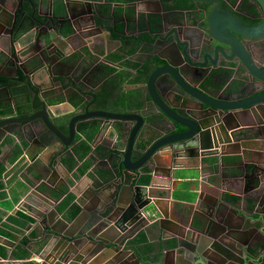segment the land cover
Returning <instances> with one entry per match:
<instances>
[{"label": "water", "instance_id": "obj_1", "mask_svg": "<svg viewBox=\"0 0 264 264\" xmlns=\"http://www.w3.org/2000/svg\"><path fill=\"white\" fill-rule=\"evenodd\" d=\"M23 1L29 0H14L10 8L14 10L23 8ZM204 1L214 5L206 18L207 31L204 33L207 37L202 32L201 43L194 53L192 52L194 49L187 52L182 48L184 45L179 42V30L167 29L168 27L165 26L167 17L172 15L159 1L140 0L135 4L140 11L158 15L161 29H167L163 31L164 37L157 35L147 42L154 49L152 55L160 66L155 65V69L140 90L146 94L141 96L146 116L158 115L162 126L164 128L168 126L166 136L159 137L160 139L158 138L147 150H138L143 152V156L135 164L130 162V154L132 150H137L136 136L138 133H140L138 137L141 136L140 131L145 130L148 119L141 114L120 115L88 111V108H85L84 113H74L70 117L67 134L62 133L57 127V118L55 121L52 120L50 107H54V104L50 103L51 98L60 96L66 101L71 94L78 93L76 83L90 86L91 82L84 78L80 82L73 79L65 86L62 83V78L65 76L63 72L54 71L56 65H60L59 59L64 54L50 41L43 46L39 45L37 38L39 34L36 37L33 31L23 33L20 28L10 35L9 39L6 36L9 34L7 30L9 26L0 19V41L8 38L9 42L6 51L0 53V61L4 66V69L0 70V112L1 105L12 104L15 107L21 98L26 101L21 105L27 110L31 108V111H34L33 113L26 111L25 117L0 115V138L8 134L10 125H21L23 132L28 129L36 140L39 137L46 140V137L50 136L48 134L54 135L59 146L67 150L72 149L75 134L79 132L77 127L80 124L93 121L92 119L97 117L107 120L100 122L92 143L93 147L102 143L106 150L109 149V158H100L96 164L99 168L109 171L112 177L96 178L101 182L90 184V188L93 189L92 204L90 208L83 207L80 215L75 218L76 220L81 215L90 213L91 229L81 230L78 235H72L65 230V226L61 225L57 228L52 222L49 223L44 251L39 254L40 264L49 263V259L43 255L54 246L62 249L57 259L64 264L67 260L77 264H152L150 260H145L137 254L131 245H126L125 241L133 238L139 231L151 234L153 226L160 235L167 232L172 234L174 239L165 243L166 249L161 252L159 261L155 264H171V259L173 264L174 262L176 264H254L259 261L260 254L264 251V227L261 221L262 216L264 220V209L262 212L255 210V214L262 215L261 220L259 218L255 220L250 216L251 212L246 211L243 202L240 206H236L235 203L230 204L227 198H222L217 189H226L222 186L224 184L233 186V183L224 180L225 175L222 174L224 178L222 179L220 175L212 172L215 178L211 185L215 189H212L211 195H214L215 199L209 197L203 199L204 187L201 188L195 204L191 203L187 206L189 211H183L189 216V221H180L179 225L172 221L174 218L168 211L166 202H170L169 195L158 196L156 194L158 190L153 189V186L136 185L132 188L127 182L120 184L118 180H114L115 174L121 168L123 171H130L132 167L128 164L135 169L143 161L156 155L171 159L168 165L165 164V169L162 168L167 170L169 167L166 178L170 181V174L173 175L176 169L201 170L206 159L225 155L227 148L240 151L252 145V141L245 139L239 141L236 137L248 127V124L243 125L241 121V118L248 114V110L254 106L258 108L264 106V65L262 66V63L255 58L260 56L262 47L264 48L257 44L258 41L264 42V0H253L262 17V21L255 25L245 24L232 12L220 9L219 0ZM71 2H67L66 10L73 4ZM4 5L5 0L4 2L0 0V15L8 14L11 24V20L16 16L11 15ZM79 5L83 9L80 13L84 15L83 19L72 16L69 12L65 16L66 21L71 25L72 33L78 31L82 34L84 30L89 32L86 27L92 26L108 40H111L110 36L113 39L110 32L95 27V15L99 13L92 8L91 3L87 1ZM12 29L13 26H10V33ZM31 33L33 34L30 35ZM202 44L208 48L203 55H201ZM19 45L22 48L16 51V46ZM222 64L231 72L221 90L216 91L225 77L220 74L217 79L211 76V72L216 71L212 69L213 67ZM187 77H191V81ZM196 79L203 80L204 87L195 85L193 81ZM173 85H177L181 93L171 97L168 90ZM246 92L250 95L242 98L241 95ZM29 93L32 95L30 100H28ZM37 99H40L38 103H36ZM174 103L181 104L176 108ZM174 108L179 111H175ZM261 115L264 118L262 113ZM109 120L114 121L116 125L119 124L120 129H114L113 126L110 128ZM132 122H135L134 127L131 129L126 127L124 131L123 126L126 124L123 123H128L129 126ZM156 130L159 136L163 132L160 128ZM122 131L127 134L128 139H125L126 149L121 157L120 169L116 170L118 166L112 165L110 158L117 157L116 145L122 140L119 138ZM154 135L156 138L155 133ZM239 151L234 154L240 156V163L246 158L249 162H255L254 158L258 156L254 151L244 150L242 151L244 156ZM58 163L61 166L60 162ZM240 163L238 164L241 166ZM221 164L223 163L215 162L210 166L219 167ZM254 168L251 178L264 182V176L260 179V174L262 175L264 170H258L257 166ZM43 170L42 173L45 174L47 168ZM250 176L246 175L245 178ZM28 178L26 176L30 188L47 198H52L50 193L40 192L35 187V182ZM232 178L237 179L238 176ZM234 183L239 187L237 182ZM247 191L249 189L246 187L244 192ZM30 195L32 196V193ZM253 195L255 200L264 202V195L258 193ZM24 200L26 201V197ZM96 200H100L101 204L94 206ZM148 207L154 212L146 215L144 210ZM220 207L222 209H219ZM241 211L250 217L240 214ZM156 215L157 218L149 222L148 218ZM72 254L76 257L74 258ZM186 255H190V258H186Z\"/></svg>", "mask_w": 264, "mask_h": 264}, {"label": "crops", "instance_id": "obj_2", "mask_svg": "<svg viewBox=\"0 0 264 264\" xmlns=\"http://www.w3.org/2000/svg\"><path fill=\"white\" fill-rule=\"evenodd\" d=\"M13 1L14 0H5L4 5L5 9L10 12L11 15L14 17L16 16L15 19L13 18V20H11V24L10 16L8 14L3 13L0 15V19L4 20L9 26L7 28L9 34H6V36L10 39V35H13L21 28L23 33L33 31L35 32L34 35H36V37L39 34L37 38L39 40V45L41 46L50 41L64 54V59L61 60L66 66H56L54 71L57 73L63 72L65 76L62 78V83L65 86L69 85L73 79L80 82L91 66L93 69L88 72V76L86 77L87 81L90 80V82L93 80L91 78L92 75H94V77H98L101 73H103L102 71L109 67V65L113 66L114 71L117 69L118 71H123L122 73L129 74V78L124 77L123 82L119 81L116 89L111 88L109 98L104 100L101 99L99 94V89L101 87L105 88L104 83H100L102 80H99L100 76L98 79H95V83H90L92 89H88L89 86L84 83H76V87L88 89L90 91L94 90L95 102H93L94 105L91 111L120 115L141 114L148 119L145 130L140 131L141 136L138 137L140 133L136 136L135 145L137 150H132L130 154V162L132 164L138 163L139 159L143 156V152L138 150H147L159 137L161 138L166 136L168 126L165 128L162 126V122H159L161 118H159L158 115H153L151 117L146 116L147 113L144 111V107L142 108V104L138 99L139 89L142 86L134 85L130 80L133 73H135V70L125 67L124 64L122 66L120 59L117 60L120 63H116L117 61L112 62L108 59L109 56L116 57L122 55L120 56L122 61L136 62L139 66H141L146 63L150 57L152 58V52H154V49L147 43L132 47L129 43H127V40L139 34L140 21L142 18L137 19V14L142 15V22L144 25L147 23V17L155 16L159 20L158 15L138 10L137 7H135V4L140 0H29L22 2L23 8L15 10L10 8ZM68 1H72L71 3H73L69 6L70 10H66L65 7ZM87 1H89L92 8L96 9L99 13V15L97 13L95 15V27L105 29L112 34L115 22H113L111 15L113 11L115 12V10H117L120 16H123L120 22L124 24L123 34L127 35L128 38L119 39L118 37L115 38L112 35L113 39L110 36L111 40H108V38L103 36L99 30H96V33L89 34H87L88 32H85V30L82 34L78 31L72 33L71 25L66 21L65 16L67 12H69L70 15L78 16V18L83 19L84 15L80 14L83 9L79 3ZM157 1L164 6L166 11L171 12L172 16L167 17L165 24V26L168 27L167 29L179 30V42L181 45H184L182 48H185L187 52L188 50L194 49L192 51L194 53L197 46L201 43L202 32L203 35L206 36L204 32L207 31V26L205 24V28H203L200 26V23L206 19L207 12L203 10V8H195L194 12H198V19L193 20V13L185 10H174L171 7L167 8L165 7L163 0ZM102 5L109 6L108 10L111 12V15L107 17V19L101 15ZM226 5V7L230 9V5ZM131 9V12H134L132 17H134L136 28L135 32L132 34L130 32L128 33L126 30L127 16L131 15ZM104 21L107 22V24H105ZM158 24L159 27L151 38H154L157 35L164 37L165 34L163 31H167V29H161L160 20L158 21ZM10 26H13L11 33ZM32 34L33 33L30 35ZM88 36L91 37L90 40L88 39L89 44L83 45L84 39ZM8 45V38L1 40L0 53L5 52ZM125 46H127L129 50H132L130 55L122 54L127 51ZM16 48V51H19L22 46L19 45L16 46ZM207 49V47L203 46L201 55L206 53ZM260 53V56H255V58L257 61L261 62L263 66V47ZM209 54L212 55V53ZM89 58H95L96 62L90 61V64H87L86 62H89ZM211 58L213 57L211 56ZM155 65L158 67L160 66V63H155ZM208 65H210V63H208ZM70 66H72V70L68 69ZM114 67L118 68L115 69ZM3 69V62L0 61V70ZM212 69H216V71L220 73L225 72V65L222 64L220 66L213 67ZM69 73H71V75H68ZM187 78L191 81V77ZM193 83L197 86L204 87L205 82L203 83V80L198 81V79H196ZM118 91L126 94V99L124 101L121 100L122 96H117L116 92ZM249 95L250 93L246 92L241 96L242 98H247ZM29 96L28 100L32 98L30 93ZM57 97L58 96H54L50 100V103L54 104V107H50L53 115L52 120L55 121L57 118L56 123L58 129L62 133L67 134L69 119L74 113H78L79 110L76 108L75 112L74 107L69 103V97L65 103L63 102V98ZM58 99H62V103L59 104L54 102ZM39 100L37 99L36 103H38ZM132 100L134 102L130 103ZM18 101L20 102L17 103L20 104L18 109L21 114H15L11 117H25L26 111L29 113L34 112L31 111V108H28L27 110V108L21 105L26 102L25 99L21 98ZM147 101H149L148 97ZM124 104H126L125 108H123ZM180 104L181 103H174L173 105L178 108ZM130 105H134L132 106L133 108H129ZM14 108L16 107L12 104L9 105V109L12 112H14ZM174 110L179 111L175 108ZM247 113V115L241 118V121L243 122V125L248 124V127H245L246 130L241 131L236 138L239 141L242 139L249 142L252 141V145L247 149H241L238 151L241 155H243L242 151L244 150L257 152L258 156L257 158H254L255 162H249L248 158H246L240 163V156L234 154L238 151L233 148H227L225 150V155L217 158L206 159L204 162L209 165L206 163L203 164L201 170L181 168L174 170V174H170L171 179L169 181L166 178L169 173V167L167 166V170H162V168L165 169V164L168 165L171 159L155 155L152 158L143 161L135 169H133L132 165L128 164L129 167H132V169H129L130 171L126 172L121 168V170L115 174L114 180H118L120 184L127 182V184L132 188L136 185L153 186V189L158 190L156 193L158 196L169 195L170 202H166V205L168 204V211L174 218L172 221L179 225L178 222L180 221H189V216L183 211H189L187 206L191 203L192 205L195 204L198 192L201 188L204 187V192H202L204 193L202 196L203 199L205 197L215 199L214 195H211L212 189H215V187L211 185L215 178L213 173H217V175H220V178L224 179L222 177L223 174L226 176L224 180L227 183H233V186L229 187L224 184L222 186L226 189H217L220 191L219 194H221V197L224 199L227 198L230 204L235 203L236 206H240L241 202H243L246 211L251 212L252 215L250 216L255 220L258 218L261 220L262 215L258 216L255 214V210L262 212L264 209V202H261V200H255V195L253 194L258 193V195H264V182L252 179L250 175H252L255 171V166L258 167V170H264V131L261 132V130H264V118H262L261 115V113L264 115V106L260 108L254 106L250 108ZM92 120L98 121L99 126L100 122L107 121L99 117ZM110 123V127L113 126L114 129H117V125L114 121L109 120V124ZM123 125H125L123 126V130L125 131L126 127H128V129L133 128L135 122H132L129 126L128 123H123ZM79 126L77 127V131L79 132L75 134L72 149L67 150H63L59 146L57 143L58 140L54 135L48 134L50 136H48V138L45 136L46 140H43L41 137L36 140L33 139L28 129L25 130L26 132H23L21 125H10L8 134L5 137L0 138V264H40L41 260L39 259V254L44 251V241L47 237L49 223L51 222L53 225H56L57 228L61 225L65 226V230L72 233V235H78L81 230L88 231L89 228L91 229L89 218L90 213L81 215L76 220L75 218L77 215H80V211L83 207L90 208L92 204L91 196L93 189L90 188V184L98 183L99 180L97 179H109L112 177L109 171L99 168L98 164H96V161L100 158H109V149L106 150L101 145L102 143H98L95 147H93V137L89 142L88 139H84L85 134H81ZM157 128H160L163 131L160 136L159 133H156ZM124 131H122V134L119 135V138L122 140L118 142V146L116 145L118 150L117 152L114 151L116 152L115 154L117 157L110 158V161L113 163L111 164L118 166L117 169L114 167L116 170L120 169L119 165L122 161L121 157L126 149L125 139H128V136L124 133ZM84 132L90 131H87L86 129ZM154 133L156 134V138ZM83 139L85 144L89 145L90 152L87 153L84 158L78 160L75 156L74 148L77 143ZM68 156H70L69 159L72 158L76 162V164L72 167L67 166V160H65V158ZM58 162H60L61 166H59ZM87 162H89V165L85 168V164ZM215 162L223 164L219 167L210 166ZM238 163L242 164V167ZM46 168L47 172L45 174L42 173V171H44L43 169ZM246 175L250 177L245 178ZM26 176L29 177L28 179L35 182V187H37L40 192L50 193L52 198H47V196L35 192L32 188H30V185H28L30 182H28ZM233 176H238V178L234 179L232 178ZM262 176H264V171L262 175L260 174V179ZM234 182H237L239 187H236V183ZM246 187L249 191L244 192ZM30 193H32V196ZM27 195H29V197H27ZM85 195H87V197ZM25 197L27 202L24 200ZM216 200L219 201L218 199ZM20 203H23L26 210L16 209ZM100 204L101 201L96 200L94 206ZM169 204H171V206ZM74 207H77L79 212L73 219H69L68 215ZM219 209L222 208L220 207ZM144 212L147 215L148 213H153L154 211L148 207L144 210ZM240 214L250 217L243 211H241ZM155 218H157V215L155 217H149L148 220L149 222L154 221ZM261 221H263L264 227L263 216ZM135 240H137V244H135ZM171 241H174L172 234L165 232L160 235L153 226L151 234L145 231H139L135 236H133V238L125 242L127 243L126 245H131L132 248L138 252L137 254L141 255L145 260H150L152 264H155L159 261L161 252L166 249L164 247L165 243ZM61 251L62 249L60 247L54 246L47 251L43 257L49 259L48 264H53L54 262V264H64L57 259V255L61 254ZM21 254L27 255V258L19 257ZM72 256L74 258L76 257L74 254H72ZM187 257L190 258V255H186V258ZM197 258L198 257L196 256L195 259ZM170 261L171 264H173L172 259ZM256 263L264 264V251L260 254L259 261L254 264ZM66 264L77 263L67 260ZM174 264L176 263L174 262Z\"/></svg>", "mask_w": 264, "mask_h": 264}, {"label": "trees", "instance_id": "obj_3", "mask_svg": "<svg viewBox=\"0 0 264 264\" xmlns=\"http://www.w3.org/2000/svg\"><path fill=\"white\" fill-rule=\"evenodd\" d=\"M110 1V0H109ZM220 4H221V9L223 10H231L232 6L236 4L237 0H219ZM163 2L165 3V7H171L174 10H185L188 12H191L194 14V19L193 20H197L198 19V12H194L195 8L199 7V8H203V10H205L207 12V14L210 12V10L212 9L213 5L210 3L205 2L204 0H163ZM226 4L230 5V9H228L226 6ZM122 5V4H121ZM109 6L107 5H102L101 7V11H102V15L107 19V17H109L111 15V12L108 10ZM119 7V6H118ZM224 7V8H223ZM132 9L130 10L131 15L127 16V32L129 33H134L135 32V22H134V17L133 14L134 12H131ZM114 12V11H113ZM112 12V18H113V22H115V25L113 27V32L112 35L116 38L118 37L119 39H127L128 36L123 34V26L124 24L120 22L121 18L123 16H120V14L118 13L117 10H115V12ZM237 17L243 21L245 24L248 25H255L257 23H259L260 21H262V18H255L252 19L251 16L256 14L255 8L254 6H249L247 5V3L245 1H242L240 3V7H239V13L234 12ZM249 14V15H248ZM140 21V31L139 34L135 37L129 38L127 40V43H129V45H131L132 47H135L139 44H146L149 39L154 35V32L158 29L159 24H158V18L155 16H149L147 17V23L146 25L143 24V17L142 15L137 14V19H141ZM207 18V17H206ZM105 19V21H106ZM105 24H107V22H105ZM201 27L205 28V24H206V19L204 21H202L200 23ZM127 48V46H125ZM126 53H122V54H127L130 55L132 50H129L128 48L126 49ZM122 56V55H120ZM120 56H109L110 61L112 62H116L117 60L120 59V62L123 66L135 70V73H133V75L131 76L130 80L134 85L137 86H142L143 84H145V82L147 81V78L149 77V75L152 73V71L155 69V62L156 59L154 57H152L149 61H147L146 63H144L143 65L139 66L138 63L136 62H125L122 61ZM120 62H116V63H120ZM105 67V66H104ZM115 69L118 67H114ZM224 71V70H223ZM103 73H101L100 76V83H104L105 88L101 87L99 89V94L101 96V99H108L109 98V93L111 94V88H115L116 86L119 84V81L123 82V78L124 77H128L129 78V74L127 73H122L123 71H118L116 69V71H114L113 66H110L105 69L104 71H102ZM223 74L224 75V79L221 80L220 85H218V88L216 90H220V88L225 84V82L227 81V79L229 78L228 76L230 75V71L225 69V72H218V71H213L211 73V76H215L217 79H219V75ZM99 76L94 77V75H92V79H98ZM117 82V83H116ZM145 88V86H144ZM117 96H122L121 100H125L126 99V94H123L121 92H116ZM92 98L90 100H88V104L90 109H93V105L95 102V93L94 90L91 91ZM146 95L145 93H143L140 89H139V95H138V99L141 102V106L142 108L144 107V103L141 100V96ZM57 101V100H56ZM54 101V102H56ZM71 101V102H70ZM82 100L79 97V95L77 94H71L69 96V103L71 104V106H73L75 109L79 108L80 106H83L82 104ZM134 102L133 100L130 102L132 103ZM126 104H124L123 108H125ZM132 106L134 105H130L129 108H133ZM16 111H19L18 107H20V104H17L15 106ZM8 109L4 110L2 109L1 112L2 113H7ZM99 127V123L98 121H93V122H89V123H84L82 125L79 126L80 130H81V134H85L84 135V139H88V142L91 140V138H94V134L95 131H97ZM120 125H117L118 130L120 129ZM87 129V131L90 132H84ZM80 137V136H79ZM81 138V137H80ZM81 140L77 143V145L74 148V153L75 156L77 157L78 160H81L82 158H84V156L89 153V145L85 144V141ZM70 156H68L67 158H65V160H67V166L72 167L76 164L75 160L70 158ZM91 161V160H90ZM115 161V160H114ZM89 165V162H87L85 164V168ZM79 212V209L77 207H74V209L71 211V213L68 215L69 219H73ZM21 216V215H20ZM137 240H135V244H137L136 242ZM136 253H138L135 249H133ZM140 252V251H139ZM19 257L21 258H27V255L21 254L19 255Z\"/></svg>", "mask_w": 264, "mask_h": 264}, {"label": "flooded vegetation", "instance_id": "obj_4", "mask_svg": "<svg viewBox=\"0 0 264 264\" xmlns=\"http://www.w3.org/2000/svg\"><path fill=\"white\" fill-rule=\"evenodd\" d=\"M51 1V0H50ZM242 1H245L246 3H247V5H251V6H254V8H255V11H256V14L255 15H252L251 16V18L252 19H255V18H262L261 17V14H260V12L257 10V8H256V6H255V4H254V2H253V0H237V2H236V4L235 5H233L232 6V8H231V10H227V11H230V12H232L233 14H235L234 12H236V13H239V7H240V3L242 2ZM220 9H221V7H220ZM102 15V14H101ZM236 15V14H235ZM249 15V14H248ZM237 16V15H236ZM89 33H96V30L95 29H90L89 30V32L87 33V34H89ZM89 40L91 39V37L90 36H88L87 37ZM84 39V40H86L87 42H83V45H87V44H89L88 43V39ZM257 44L258 45H262V46H264V42L263 41H258L257 42ZM64 56V55H63ZM61 59H64V57H62V58H60L59 59V63H60V65L58 66V67H63V66H66L63 62H62V60ZM89 60V62L87 61L86 63L87 64H90V61H93V62H96L95 61V58L93 59V58H89L88 59ZM155 63H159L157 60H156V62ZM57 66V65H56ZM85 66V65H84ZM68 69H70V70H72V66H70ZM93 69V67L91 66L90 67V69H88L87 70V72L85 73V75L83 76V77H85L84 79H86V77L88 76V72L90 71V70H92ZM194 73H196V72H194ZM74 74V73H73ZM197 74V73H196ZM82 77V78H83ZM87 80V79H86ZM90 81V80H89ZM91 83H95V80L93 79V80H91ZM88 87V86H87ZM88 89H92L91 88V86H89V88ZM88 89H82V88H77V90H78V93H77V95H79V97L81 98V100L83 101L82 102V104H83V106H80L79 108H77L78 110H79V112L80 113H84L85 112V108H88V111H91V109L89 108V105H87L88 103V100H90L91 98H92V96L90 95L91 94V91L90 90H88ZM168 93H169V95L172 97L174 94H180L181 93V90L178 88V86L177 85H173V86H170L169 87V90H168ZM58 97H60V96H58ZM57 97V98H58ZM62 98V97H61ZM63 102L65 103L66 101L65 100H63ZM71 102V101H70ZM55 103H62V99H58ZM71 105V104H70ZM1 107H2V109H4V110H6V109H8V111H7V113H2V112H0V115H9V116H13V115H15V114H21V112H19V111H16V109H14V112H12L10 109H9V105H7V106H3V105H1ZM75 109V108H74ZM76 110V109H75ZM14 113V114H13Z\"/></svg>", "mask_w": 264, "mask_h": 264}, {"label": "built area", "instance_id": "obj_5", "mask_svg": "<svg viewBox=\"0 0 264 264\" xmlns=\"http://www.w3.org/2000/svg\"><path fill=\"white\" fill-rule=\"evenodd\" d=\"M90 29V28H88ZM88 39V38H87ZM24 202V201H23ZM17 210H26L25 206L23 205V203H20L17 207H16Z\"/></svg>", "mask_w": 264, "mask_h": 264}, {"label": "clouds", "instance_id": "obj_6", "mask_svg": "<svg viewBox=\"0 0 264 264\" xmlns=\"http://www.w3.org/2000/svg\"><path fill=\"white\" fill-rule=\"evenodd\" d=\"M95 26H96V24H95ZM86 28H87V29H88V28H90V29H94V28L91 27V26H87ZM90 29H88V30H90ZM84 42H86V40H84ZM110 125H111V124H110ZM110 128H111V127H110ZM107 130H109V128H107Z\"/></svg>", "mask_w": 264, "mask_h": 264}]
</instances>
